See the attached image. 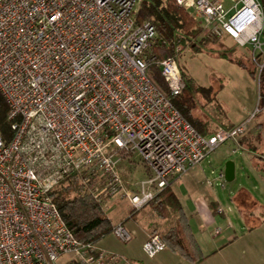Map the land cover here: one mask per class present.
I'll return each instance as SVG.
<instances>
[{
  "label": "built area",
  "instance_id": "obj_1",
  "mask_svg": "<svg viewBox=\"0 0 264 264\" xmlns=\"http://www.w3.org/2000/svg\"><path fill=\"white\" fill-rule=\"evenodd\" d=\"M142 1L0 0V94L13 131L8 143L0 131V264H134L76 240L53 201L58 188L77 176L102 206L125 197L139 210L250 129L248 119L203 137L150 81L156 62L172 96L185 89L176 57L147 56L157 31L137 26ZM176 3L204 35H228L264 59V0ZM127 153L145 174L136 193L119 172ZM112 235L134 237L123 223ZM167 249L158 234L142 247L149 259Z\"/></svg>",
  "mask_w": 264,
  "mask_h": 264
},
{
  "label": "trees",
  "instance_id": "obj_2",
  "mask_svg": "<svg viewBox=\"0 0 264 264\" xmlns=\"http://www.w3.org/2000/svg\"><path fill=\"white\" fill-rule=\"evenodd\" d=\"M135 18L137 26L150 22L156 28L157 37L152 42L151 50L147 52L148 57H156L158 61H161L170 57H178L182 50L190 48L195 53H208L212 57L225 59L246 69L252 79L259 81V107L264 108V66L261 71L257 68V64L264 62L262 54L257 56L256 61L247 57L242 58L237 56L236 48L225 45L222 38L203 36L202 27L188 10L177 5L176 0H143ZM180 68L185 81V89L179 96L171 95L158 63L152 62L149 65L147 75L184 118L203 137H208L214 133L210 132L206 122L201 121L197 108L203 101L212 103L216 94L211 87L204 88L197 85L186 70ZM7 114V104L0 94V131L5 143H8L13 136L12 125ZM257 126L259 130L263 127L259 124ZM255 140H260L258 130ZM239 143L242 146L245 145L248 151L256 154L257 147L253 144L252 138L241 137ZM257 158L264 163V156L257 155ZM171 187L168 186L148 204L152 208L153 215L159 219H168L172 214L176 216V221L171 228L164 232H157V234L162 237L173 253L180 254L193 264H200L207 257L203 255L182 204ZM53 201L66 226L81 244H99L112 236L115 225L105 213L103 206L86 192L77 176L72 177L67 184H62L54 194ZM135 212L136 210H132L131 216Z\"/></svg>",
  "mask_w": 264,
  "mask_h": 264
},
{
  "label": "rangeland",
  "instance_id": "obj_3",
  "mask_svg": "<svg viewBox=\"0 0 264 264\" xmlns=\"http://www.w3.org/2000/svg\"><path fill=\"white\" fill-rule=\"evenodd\" d=\"M238 1L241 0H223L227 7H232ZM203 36H206L204 31ZM222 42L227 46L235 47L237 56L253 59V49L250 45H238L228 35L222 38ZM262 43L264 44V33ZM176 58L180 67L186 70L197 85L204 88L211 87L216 94L212 103L203 101L201 106L198 105V115L201 121L206 122L209 129L215 134L221 130H229L231 123H239L238 125H240L250 119L251 127L242 137L252 138L254 140L253 144L257 147L256 155L264 156V108L259 107V81L252 79L246 69L236 64L225 59L212 57L208 53H195L190 48L182 50ZM257 68L260 70L258 65ZM258 124L263 126L261 130H259ZM257 130L260 132V140L258 141L255 140ZM232 142V140H228L220 144L204 159L209 161L215 159L218 154L224 156L227 154L228 161H233L236 164L235 180L230 183L225 182L228 190L233 194L232 200L228 199V193L224 191L219 181L221 179L219 177L220 169H224L228 161L222 168L216 169L213 173L206 168L207 176L210 180L216 182L215 189L221 194V203L224 209L229 212L232 222L243 227H245L243 224H247L246 227L253 231L252 238L256 239L257 233L261 232L263 234L264 232V163L262 161L263 165L261 164L259 170L254 166L251 167L249 162L253 157L246 152V155H243L242 151L238 150L232 153L234 148ZM136 157L134 154L127 153L124 159L128 158L129 162L123 161L120 164L119 172L126 186L134 183L133 180L141 182L145 179L142 167ZM131 173H133V176L130 179ZM60 188L61 186L58 190ZM122 206L120 212L109 214L113 222H117L123 216L128 217L129 205L123 202ZM239 214H241L243 220L239 219ZM144 224L149 223L143 221V227ZM255 229H257L256 232ZM137 241L139 240L134 238L131 243L122 244L112 235L100 242V247L124 253L132 247H136ZM138 258L143 260L145 264L150 260L144 253H139ZM65 260L66 258H62L61 262L64 264Z\"/></svg>",
  "mask_w": 264,
  "mask_h": 264
},
{
  "label": "crops",
  "instance_id": "obj_4",
  "mask_svg": "<svg viewBox=\"0 0 264 264\" xmlns=\"http://www.w3.org/2000/svg\"><path fill=\"white\" fill-rule=\"evenodd\" d=\"M238 124L231 123L230 129ZM210 132L212 131L210 130ZM211 135L213 134H210L209 136ZM232 141L234 147L232 153H235L238 150L242 151L243 155H246L245 152L250 154L253 157L249 162L250 166H254L256 169L260 168L262 161L257 158L255 153L248 151V149L244 147L245 145L242 146L239 143V140ZM227 156V154L225 156L218 154L213 160H203L199 165L193 167L188 174L173 181L170 186H172L171 188L174 194L182 204L184 212L189 219L191 230L203 255L207 257V259L200 264H264V232L263 234L261 232V234L257 233L256 239H254L252 238L253 231L246 227L247 224H243L246 228L240 224H234L230 218L229 212L224 209L221 203V194L215 189L216 182L210 180L207 176L206 170H211L213 173L216 169L222 168V166L229 160L227 159ZM224 169H220L219 177L221 179H219V181L222 184L224 191H227L228 199L230 198V200H232L233 194L228 190L225 183L226 181L224 177H222ZM131 174L130 179L133 176V173ZM133 182L134 183H131V185H127V187L130 192L136 193L140 190L138 184L140 182H137L136 180H133ZM123 202H126L129 205L128 217L123 216L118 219L117 222H113L109 214L120 212L123 207ZM103 208L114 225L123 223L127 229L133 233V239L136 238L139 240L137 241L136 247H132L130 250H127V252L113 251L114 253L129 259L134 264H145L143 260L138 258V254H143V244L148 240L150 235L168 230L176 221V216L174 214L164 220L155 217L152 213V208L149 205H146L139 210L134 209L129 199L125 197L110 199L106 202ZM220 208L223 209V212L219 211ZM132 210H136L133 216H131ZM239 219L243 220L241 214H239ZM143 221L145 223L148 222L149 224H144L143 227ZM256 231L257 229H255V232ZM146 264L193 263L184 259L180 254L173 253L168 248L156 258L150 259Z\"/></svg>",
  "mask_w": 264,
  "mask_h": 264
},
{
  "label": "water",
  "instance_id": "obj_5",
  "mask_svg": "<svg viewBox=\"0 0 264 264\" xmlns=\"http://www.w3.org/2000/svg\"><path fill=\"white\" fill-rule=\"evenodd\" d=\"M223 177L226 182H233L235 180V163L228 161L225 165Z\"/></svg>",
  "mask_w": 264,
  "mask_h": 264
}]
</instances>
